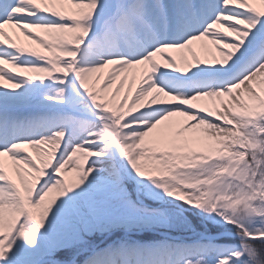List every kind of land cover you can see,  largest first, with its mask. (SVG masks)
I'll list each match as a JSON object with an SVG mask.
<instances>
[{
	"label": "snow or ice",
	"instance_id": "6c2138e0",
	"mask_svg": "<svg viewBox=\"0 0 264 264\" xmlns=\"http://www.w3.org/2000/svg\"><path fill=\"white\" fill-rule=\"evenodd\" d=\"M0 264H264V0H0Z\"/></svg>",
	"mask_w": 264,
	"mask_h": 264
},
{
	"label": "bare ground",
	"instance_id": "6f19581e",
	"mask_svg": "<svg viewBox=\"0 0 264 264\" xmlns=\"http://www.w3.org/2000/svg\"><path fill=\"white\" fill-rule=\"evenodd\" d=\"M6 31L9 32V35L12 37V39L14 40V42H16L17 44L22 45V46H28L30 44V42L23 35H21L17 30H14V29H6ZM201 43H206V42H197L196 44H194L193 47L196 48V50L198 51V54L200 55L201 59H209L210 60L211 57L205 56V54L200 50ZM209 47H210V45H209ZM4 67H5V70L6 71L10 70V69H8V66L7 65H5ZM11 71H13V73L15 72V70H11ZM106 74H107V70L105 71V75ZM101 83H103V81H101ZM117 86H119V80H117L113 84L112 89H110L109 94L111 93V91H114ZM37 87H40L44 91H48L49 92L50 90H54L57 86L52 85L50 82H45V84L43 86L37 85ZM98 87H99V85H98ZM33 88H35V87L34 86L29 87L28 88V91L29 92L32 91ZM126 88H127V82L124 85V89L125 90H126ZM119 98H122V93H121V96ZM10 174H11V172H10Z\"/></svg>",
	"mask_w": 264,
	"mask_h": 264
},
{
	"label": "rangeland",
	"instance_id": "374dc122",
	"mask_svg": "<svg viewBox=\"0 0 264 264\" xmlns=\"http://www.w3.org/2000/svg\"><path fill=\"white\" fill-rule=\"evenodd\" d=\"M34 87H37V85L34 86ZM56 88H57V87H56ZM56 88H55L54 90H50L49 92H54V91H56Z\"/></svg>",
	"mask_w": 264,
	"mask_h": 264
},
{
	"label": "trees",
	"instance_id": "16d2710c",
	"mask_svg": "<svg viewBox=\"0 0 264 264\" xmlns=\"http://www.w3.org/2000/svg\"><path fill=\"white\" fill-rule=\"evenodd\" d=\"M146 235H150V234H146Z\"/></svg>",
	"mask_w": 264,
	"mask_h": 264
}]
</instances>
